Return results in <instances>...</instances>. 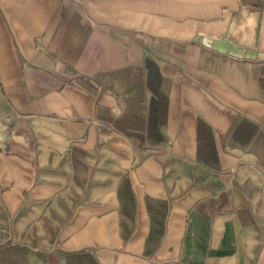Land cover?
Instances as JSON below:
<instances>
[{"label":"crops","instance_id":"obj_1","mask_svg":"<svg viewBox=\"0 0 264 264\" xmlns=\"http://www.w3.org/2000/svg\"><path fill=\"white\" fill-rule=\"evenodd\" d=\"M264 0H0V264H264Z\"/></svg>","mask_w":264,"mask_h":264},{"label":"water","instance_id":"obj_2","mask_svg":"<svg viewBox=\"0 0 264 264\" xmlns=\"http://www.w3.org/2000/svg\"><path fill=\"white\" fill-rule=\"evenodd\" d=\"M226 52H229L230 55H233L235 57H239V58H242V57H245L247 59H259L260 61H264V55L263 54H251L250 52H247V53H243L242 50H239L235 47H230V49H226L225 50Z\"/></svg>","mask_w":264,"mask_h":264}]
</instances>
